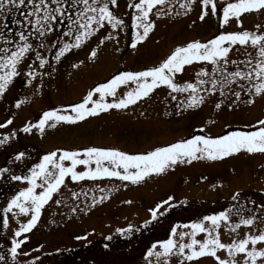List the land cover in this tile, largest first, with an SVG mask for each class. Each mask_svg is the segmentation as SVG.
<instances>
[{
    "label": "snow or ice",
    "instance_id": "6c2138e0",
    "mask_svg": "<svg viewBox=\"0 0 264 264\" xmlns=\"http://www.w3.org/2000/svg\"><path fill=\"white\" fill-rule=\"evenodd\" d=\"M197 6L201 22L210 15L218 20L219 30L210 38L178 44L158 64L139 70H119L92 86L78 102L42 110L37 119L25 121L22 127H12L17 118L15 111L0 122L3 130L0 147H4L20 133H39L43 137L47 129L59 125H77L113 109H129L151 98L162 87L168 90L163 102L175 101L173 107L178 113L201 110L212 101L208 118L190 137L146 151L129 152L95 145L56 147L40 156L22 174H17L12 165L23 164L31 156L26 150L16 151L6 165L0 166V182L24 185L0 205L2 228L12 232L10 247L0 251V264H43L42 255L33 253H41L44 245L28 250L26 245L50 203L62 205L72 214L87 215L120 187L140 185L181 165L223 161L240 154H264V118L222 134L206 131L217 123L213 116L225 109L234 111L241 105L264 101V0H183L179 4L184 16L194 12ZM119 7V0H0V101L7 98L17 79H22L25 88L31 87L33 95L41 94L46 78H55L56 65L93 40L96 45L87 59L94 62L100 47L107 42H113L119 53L120 34H126L129 27L135 30L130 46L136 49L150 38L159 20L173 13L181 15L174 0H127L126 9L131 12L121 13ZM247 16H256L262 22L255 23L251 29L245 28ZM233 21L238 30H224ZM49 55L55 64L50 63ZM84 63L80 60L71 67L78 69ZM189 70L190 78L181 79ZM29 102L30 98L24 96L15 99L11 107L21 110ZM225 128L231 125L225 124ZM113 178L124 183L109 188L96 184L95 190L104 193L99 199L92 189L81 187L77 191L72 186L86 180ZM211 187L215 190L218 185ZM90 191V202L82 201L80 197L87 198ZM260 191L264 193V187ZM122 203L131 205L133 201ZM186 204V198L178 201L169 194L147 207L146 217L139 224L128 221L126 226L117 227L103 238L110 242L115 234L132 237L149 230L178 205ZM67 219L71 220L72 216ZM93 233L95 229L74 239L91 244L89 237ZM103 247L108 249L109 243ZM143 260L145 264H202L208 260L211 264H264V201L258 203L237 189L223 208L173 223L165 238L150 242Z\"/></svg>",
    "mask_w": 264,
    "mask_h": 264
},
{
    "label": "rangeland",
    "instance_id": "374dc122",
    "mask_svg": "<svg viewBox=\"0 0 264 264\" xmlns=\"http://www.w3.org/2000/svg\"><path fill=\"white\" fill-rule=\"evenodd\" d=\"M182 2L183 0H174L175 9L181 12V15L177 16L173 13L167 18L159 20L158 26L150 34V38L138 44L136 49H132L130 46L135 30L129 27L126 34L125 32L120 34L118 47L121 51L119 53L115 51L116 45L113 42H107L106 45L100 47L98 58L94 62L89 61L87 57L91 48L96 45L95 40L82 50H74L62 63L56 65L58 71L54 74L55 78H46V85L39 95H33V89L25 88L22 79H17L15 87L7 98L0 101V122L9 116L11 111H15L17 118L12 127H22L25 121L37 119L42 110L78 102L92 86L105 81L119 70H139L158 64L176 45L192 39L204 40L218 32L219 24L215 16L210 15L201 22L198 19L199 6L194 12L184 16L183 10L179 7ZM126 3L127 0H119L121 13L132 11L126 9ZM257 22L262 21L256 16H247L244 27L251 29ZM224 30L238 29L233 21ZM122 52L124 54L120 58ZM45 54L48 55V53ZM49 60L51 64H55L51 55H49ZM80 60L85 61L80 68L71 67V64ZM190 75L191 70L185 73L181 79H188ZM24 96L29 97L30 102L25 104L21 110L11 107L15 99ZM152 100L155 101V99ZM171 104L172 102L170 108H172ZM133 110L134 106H130L126 110L113 109L77 125H59L55 129H47L43 137L39 133L31 135L20 133L10 145L0 147V166L6 165L18 150H26L31 159L26 160L23 164L17 162L12 165L17 174L26 173L27 168L32 163L38 162L40 156L56 147L82 148L95 145L117 147L129 152L146 151L155 146L174 142L181 137H187L192 131L191 128L196 126L199 128L207 118H204L203 110H189V114L185 115L177 113L178 110L172 112L171 109L168 111L162 109L160 110L162 120L142 121L133 117L131 112ZM246 110L248 112L245 110L234 111L233 116H227V122L224 120L225 124L236 125L235 128H243L249 123L255 124L257 119L264 118V113H261L264 111V101L258 100L255 105ZM223 126L219 125L220 134L228 131ZM149 127H153V129L148 130ZM154 128L156 129L154 130ZM211 128L208 126L206 130ZM249 155L253 154H240L223 161L204 160L194 162L192 165H181L166 175L153 176L140 185L129 184L127 189L120 187L124 182L114 178L96 182L86 180L80 184H74L72 186L77 191L81 187L86 190H94L97 199L104 193L95 190L96 184L106 188L116 185L120 187V190L113 191L108 199L102 204H98L87 215L83 212L72 214L64 206L50 203L46 206L37 228L31 234V240L26 245V250L43 244L44 248L41 253H33V255H42L43 264H145L143 256L147 246L156 239L165 238L173 223L186 222L202 214L223 208L235 190L242 189L246 196L258 203L264 201V193L260 191L264 187V167H262L264 166V154H257L255 157H249ZM202 177H207V179L204 180ZM188 181H192L193 186ZM195 184H198V187H194ZM212 184H217V189L209 190L206 193L208 187L212 189ZM221 184L222 187L219 186ZM22 186L24 185L20 182H12L11 187L6 191V199L1 205H4L10 195ZM213 191L214 193H212ZM169 194L174 195L178 201L186 198L188 204L186 206L179 205L177 211H181L180 217L174 221L167 222L165 220L156 231L157 238L155 237L151 241L146 239L143 245L133 246L136 248L135 251L132 246L121 244L119 241L113 244L108 241L109 248L105 249L104 244L87 246L86 241L74 239L76 235L91 233L92 229H95V233L89 237L94 241L112 233L117 227L126 226L128 221L139 224L146 217L145 209L157 200L166 198ZM91 195L90 191L87 198L81 196L80 199L90 202ZM124 200H132L133 203L131 205L124 204L122 203ZM195 210L196 212H194ZM61 212L66 215L61 216L59 214ZM67 216H72V219H67ZM0 223L1 238H3L0 240V245L5 246L0 248V251H5L7 247H10L12 232L11 229L4 230L2 228V220ZM15 226L13 223L12 227ZM101 233L103 236L100 235ZM115 236L119 237L120 235L115 234ZM72 249H78V256L75 255L76 252L70 253ZM46 253H51V255H43ZM141 255L143 256L141 257ZM202 264H211V261H203Z\"/></svg>",
    "mask_w": 264,
    "mask_h": 264
},
{
    "label": "flooded vegetation",
    "instance_id": "af4514ba",
    "mask_svg": "<svg viewBox=\"0 0 264 264\" xmlns=\"http://www.w3.org/2000/svg\"><path fill=\"white\" fill-rule=\"evenodd\" d=\"M120 47L122 48L123 46H120ZM82 52H85V51H82ZM86 53H88V52H86ZM123 54H124V52H122V54L120 55V58L123 57ZM167 91H168L167 89H165V88L162 87V88H160L158 90V93H156V95H153L151 98H146L142 102H139L137 105H135L134 106V110L131 111L133 117L138 118L139 120H142V121L149 120V119H152V120H157V119L162 120L160 118L161 117V114H160L161 111L160 110L166 109L168 111V110L171 109L172 112L177 111V109H175L173 107V105L176 103L175 101H173L172 104H171L172 105V108L169 107L170 106V103L163 102V97L167 94ZM152 99H155V101L152 100ZM211 103H212V101L210 100L209 103H208V105H205L201 109V110H203L202 112L205 114L204 118L205 117L208 118L209 113L212 111V109H211ZM250 107L251 106H247V108H250ZM247 108H246V105H241L240 108H237L234 111H242V110H245L246 112H248V110H246ZM234 111H229V110L225 109V111L222 112V113H220L219 115H214L213 118L217 120V123L214 126H210L212 128L210 130H206V131L207 132H211L213 134H220L219 133V129H218L219 128V125L220 126H223L225 124L224 120L226 121L227 116H230V115L233 116L234 115V113H233ZM141 113H143V115H141ZM177 113H178V111H177ZM179 113L186 115V114H189V111H181ZM261 113H264V111H261ZM228 122H230V121L228 120ZM229 125H231V128H226L228 131L241 129V128H235L236 125H232V124H229ZM156 128H158V127H156ZM156 128H154V130ZM223 128H225V126H223ZM147 129L148 130H152L153 127H149ZM191 129H192V131L189 133V135L187 137H190V135L193 134L194 130L198 129V127L196 126L195 128H191ZM152 133H154V132H152ZM196 134H200V133L197 132ZM257 154H259V153H256V154H253V155H249V157H255ZM188 183H190L192 185V181H188ZM11 185H12V183L0 182V205L5 201V199H6V191L11 187ZM194 187H198V184H195ZM209 190H213V189H211L210 187H208L207 190H206V193ZM246 191H249V190H246ZM212 193H214V191ZM113 207H114V205L112 206V208ZM180 212L181 211L178 210L177 212H174V214H173L172 213V210H171L166 217L161 218V220L159 222L154 223V225L149 230H142L141 232L136 233L132 237H129V238L122 237V236H119V237H116L115 236L116 237L115 238L113 236V240L110 241V243L113 244L116 241H119L121 244L130 246V247L132 246V249L135 251L136 248L133 247V246L143 245L145 243V240L146 239H148L150 241L151 240H154V238L156 237V233H157L156 231H157L158 227L160 225H162L165 220L167 222L172 221L171 219H172L173 216L176 217V218L180 217L179 216V213ZM194 212H196V210ZM194 215H197V214H194ZM114 232L115 231H113L112 233H114ZM117 235H119V234H117ZM2 239L3 238H1V229H0V240H2ZM104 243H108V241H105L104 238L101 237V238H97L94 241H92L91 244H87V242H86V245L87 246H90L92 244H95V245L102 244L103 245ZM74 252H76L75 255L78 256V253H77L78 252V249L72 251V253H74ZM142 256L143 255H141V257Z\"/></svg>",
    "mask_w": 264,
    "mask_h": 264
},
{
    "label": "trees",
    "instance_id": "16d2710c",
    "mask_svg": "<svg viewBox=\"0 0 264 264\" xmlns=\"http://www.w3.org/2000/svg\"><path fill=\"white\" fill-rule=\"evenodd\" d=\"M2 220V216H0V221Z\"/></svg>",
    "mask_w": 264,
    "mask_h": 264
}]
</instances>
